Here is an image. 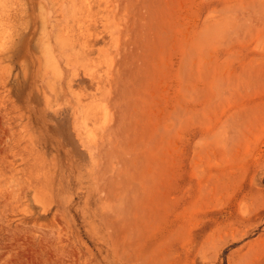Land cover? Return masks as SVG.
Masks as SVG:
<instances>
[{
    "label": "rangeland",
    "instance_id": "rangeland-1",
    "mask_svg": "<svg viewBox=\"0 0 264 264\" xmlns=\"http://www.w3.org/2000/svg\"><path fill=\"white\" fill-rule=\"evenodd\" d=\"M0 264H264V0H0Z\"/></svg>",
    "mask_w": 264,
    "mask_h": 264
}]
</instances>
